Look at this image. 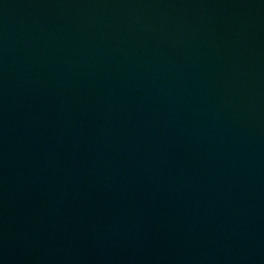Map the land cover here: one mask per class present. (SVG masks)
<instances>
[{
	"label": "water",
	"instance_id": "water-1",
	"mask_svg": "<svg viewBox=\"0 0 264 264\" xmlns=\"http://www.w3.org/2000/svg\"><path fill=\"white\" fill-rule=\"evenodd\" d=\"M0 264H264V0H0Z\"/></svg>",
	"mask_w": 264,
	"mask_h": 264
}]
</instances>
